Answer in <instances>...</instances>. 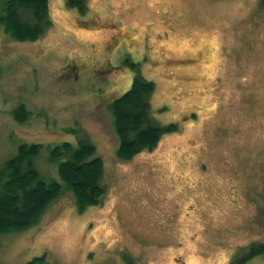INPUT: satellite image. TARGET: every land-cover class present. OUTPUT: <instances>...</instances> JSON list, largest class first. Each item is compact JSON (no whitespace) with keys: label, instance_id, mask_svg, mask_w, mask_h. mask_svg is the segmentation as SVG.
Here are the masks:
<instances>
[{"label":"rangeland","instance_id":"rangeland-1","mask_svg":"<svg viewBox=\"0 0 264 264\" xmlns=\"http://www.w3.org/2000/svg\"><path fill=\"white\" fill-rule=\"evenodd\" d=\"M48 5L34 42L0 26V164L37 143L40 171L55 177L49 151L79 126L106 192L80 213L65 193L35 226L0 235V264H229L264 243L260 0H88L84 15ZM127 57L156 84L154 117L180 131L123 162L109 106L130 88Z\"/></svg>","mask_w":264,"mask_h":264},{"label":"trees","instance_id":"trees-1","mask_svg":"<svg viewBox=\"0 0 264 264\" xmlns=\"http://www.w3.org/2000/svg\"><path fill=\"white\" fill-rule=\"evenodd\" d=\"M49 0H0V26L17 42H34L50 28ZM65 7L79 15L88 11V0H63ZM264 7V0H260ZM124 66L133 71L130 88L109 106L111 124L118 141L116 157L130 161L135 155L152 151L165 135L180 131L177 124H161L153 115L156 84L140 74L139 64L129 57ZM19 123L29 113L20 105L14 111ZM74 142H63L49 151L54 175L40 171L42 145L20 144L0 164V235L27 230L40 222L47 207L65 193L73 198L78 213L101 203L106 188L102 183L103 162L96 148L79 126L67 131ZM264 256V243L254 242L235 254L229 264H248ZM26 264H44L32 259Z\"/></svg>","mask_w":264,"mask_h":264}]
</instances>
